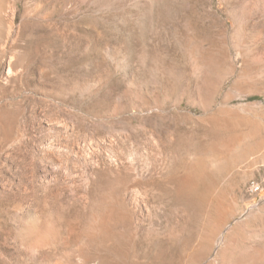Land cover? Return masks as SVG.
<instances>
[{
	"label": "rangeland",
	"instance_id": "rangeland-1",
	"mask_svg": "<svg viewBox=\"0 0 264 264\" xmlns=\"http://www.w3.org/2000/svg\"><path fill=\"white\" fill-rule=\"evenodd\" d=\"M0 29V264H264V0H0Z\"/></svg>",
	"mask_w": 264,
	"mask_h": 264
},
{
	"label": "bare ground",
	"instance_id": "bare-ground-1",
	"mask_svg": "<svg viewBox=\"0 0 264 264\" xmlns=\"http://www.w3.org/2000/svg\"><path fill=\"white\" fill-rule=\"evenodd\" d=\"M4 39H5L4 30L3 29H0V65L1 66L3 64V58L5 57V54H6L5 51H4V49L2 48V43L4 42Z\"/></svg>",
	"mask_w": 264,
	"mask_h": 264
},
{
	"label": "built area",
	"instance_id": "built-area-1",
	"mask_svg": "<svg viewBox=\"0 0 264 264\" xmlns=\"http://www.w3.org/2000/svg\"><path fill=\"white\" fill-rule=\"evenodd\" d=\"M252 191H253V192H255V191L257 192V191H259V187H257L256 185H253V186H252Z\"/></svg>",
	"mask_w": 264,
	"mask_h": 264
}]
</instances>
